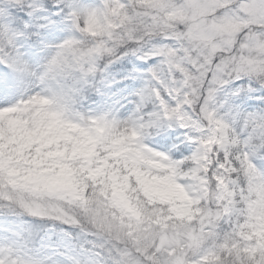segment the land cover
<instances>
[{
    "label": "clouds",
    "instance_id": "clouds-1",
    "mask_svg": "<svg viewBox=\"0 0 264 264\" xmlns=\"http://www.w3.org/2000/svg\"><path fill=\"white\" fill-rule=\"evenodd\" d=\"M186 2L81 0L103 11L92 25L81 17V31L74 33L77 43L65 51L64 58L67 63L77 59L94 62L97 69L94 84L87 89L79 109L84 113L95 112L102 99L97 89L114 101L109 105L112 117L119 122L118 131L125 132L116 149L120 155L113 158L111 169L95 177L89 172L94 165L76 162V171L66 187L54 195L45 194L30 205L42 219L23 210L15 215L0 213V238L9 235L8 230L19 231L27 249L38 253L44 264H118L119 251L129 246L125 236L117 235L127 221L122 205L150 211L159 209L167 214L168 205L149 203L138 176L171 175L170 160L179 165L174 182L191 198V218L185 223L190 234L200 228L205 214L219 208L225 197L235 208L236 219L243 220L249 203L258 201L259 213L264 215V120L255 119L264 117V73L250 76L241 72L237 78L241 57L251 56L258 66L264 65V51L251 47L249 40L250 35L258 34L264 41V24L247 22L237 11L239 0H220L218 7L205 18L208 38L192 44L176 38L188 31L189 25L183 21L157 26L172 15L166 10L168 5L180 7ZM225 17H230L239 27L232 31L228 24L224 27L217 24L213 28ZM161 49L173 54L161 55ZM38 55L31 81L34 92L55 84L52 79L42 81L40 77L57 51H41ZM124 63L129 65V71L135 69L136 79H126L128 72L120 67ZM214 75L227 81V85L208 107L226 119L227 127L224 131L215 130V142L209 144L204 139L193 147L186 139L189 134L193 139L209 134L211 126L203 119L201 109ZM143 89H148V98L142 103L139 93ZM236 89L245 92L251 89L246 97L250 103L234 105L231 111L221 107L224 97ZM162 99L168 101L169 111L179 108L171 119L161 106ZM129 128L135 135L127 131ZM118 138L109 133L100 152L111 150L106 146ZM174 145L185 147L187 154L174 160L171 157L162 160L154 155L171 152ZM224 147L231 156V163L224 158L231 170L217 163ZM246 147L255 153V176L240 170L236 163L237 155ZM218 230L230 231L228 222L219 224Z\"/></svg>",
    "mask_w": 264,
    "mask_h": 264
},
{
    "label": "snow or ice",
    "instance_id": "snow-or-ice-1",
    "mask_svg": "<svg viewBox=\"0 0 264 264\" xmlns=\"http://www.w3.org/2000/svg\"><path fill=\"white\" fill-rule=\"evenodd\" d=\"M219 2L187 0L180 7L168 5L166 10L172 15L157 26L166 27L181 20L189 25L188 31L176 38L197 44L208 38L205 18ZM102 11L81 3V0H0V213L15 215L18 210H23L42 219L30 205L39 197L54 195L66 187L69 177L76 171V162L94 165L89 172L95 177L111 169L113 158L120 155L116 149L125 132L118 131L119 122L112 117L109 105L114 101L106 97L103 90L97 89V95L102 99L95 112L84 113L79 109L87 89L94 84L97 71L94 62L77 59L67 63L64 58L65 51L77 43L74 33L81 31V17L92 25ZM237 11L247 22L264 24V0H239ZM217 24L220 27L228 24L232 31L239 27L230 17L216 22L213 28ZM249 40L251 47L264 51V41L258 34L250 35ZM54 49L57 55L40 79H52L55 84L34 92L31 81L35 77L33 69L39 60L38 53ZM160 53L173 54L163 49ZM239 65L237 78L241 72L250 76L264 73V65L258 66L251 56L241 57ZM120 67L128 72L126 79L129 81L137 78L135 69L129 71L127 63ZM226 85L227 81L219 75H214L208 85L201 112L211 127L209 134L200 139H193L189 134L186 139L193 147L204 139L209 144L215 142V130L226 129V119L208 107ZM251 91L236 89L224 97L221 107L231 111L234 105L250 103L246 97ZM147 92L148 89H143L139 93L142 103L148 98ZM160 103L169 119L179 111L178 107L169 111L166 99ZM255 119L264 120V117L256 116ZM127 131L135 135L133 129ZM109 133L119 138L106 146L111 150L101 153L100 146L105 144ZM199 151L197 149V155ZM181 154H187V150L177 145L171 152L154 153L162 160L169 157L174 160ZM254 155L246 147L236 158L240 170H247L253 176L257 173ZM225 157L231 163L227 147L217 163L231 170ZM170 167L172 174L168 176H138L149 203L168 205L167 214L159 209L150 211L122 205L127 221L117 235L125 236L129 246L119 251L118 264H264V215L259 213L260 202L249 203L248 212L240 220L236 219L237 212L225 197L219 208L205 214L200 228L190 234L185 223L191 218V198L173 180L179 165L170 160ZM224 221L228 222L230 231L219 232L218 226ZM8 231L9 235L0 238V264H44L38 253L27 249L19 231Z\"/></svg>",
    "mask_w": 264,
    "mask_h": 264
}]
</instances>
